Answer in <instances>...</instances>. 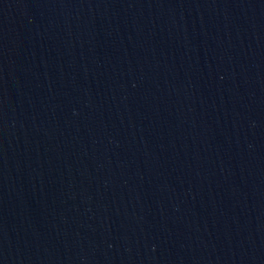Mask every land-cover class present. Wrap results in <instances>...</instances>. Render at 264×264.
Instances as JSON below:
<instances>
[{"label": "water", "instance_id": "obj_1", "mask_svg": "<svg viewBox=\"0 0 264 264\" xmlns=\"http://www.w3.org/2000/svg\"><path fill=\"white\" fill-rule=\"evenodd\" d=\"M0 264H264V0H0Z\"/></svg>", "mask_w": 264, "mask_h": 264}]
</instances>
